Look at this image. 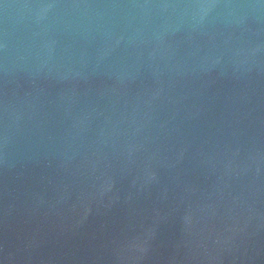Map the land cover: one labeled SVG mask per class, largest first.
Wrapping results in <instances>:
<instances>
[{"label":"water","instance_id":"95a60500","mask_svg":"<svg viewBox=\"0 0 264 264\" xmlns=\"http://www.w3.org/2000/svg\"><path fill=\"white\" fill-rule=\"evenodd\" d=\"M0 264H264V0H0Z\"/></svg>","mask_w":264,"mask_h":264}]
</instances>
